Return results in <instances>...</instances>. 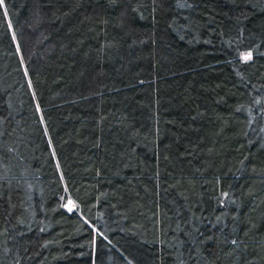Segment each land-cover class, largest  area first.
<instances>
[{
    "label": "trees",
    "instance_id": "trees-1",
    "mask_svg": "<svg viewBox=\"0 0 264 264\" xmlns=\"http://www.w3.org/2000/svg\"><path fill=\"white\" fill-rule=\"evenodd\" d=\"M0 264H264V0H4Z\"/></svg>",
    "mask_w": 264,
    "mask_h": 264
},
{
    "label": "rangeland",
    "instance_id": "rangeland-1",
    "mask_svg": "<svg viewBox=\"0 0 264 264\" xmlns=\"http://www.w3.org/2000/svg\"><path fill=\"white\" fill-rule=\"evenodd\" d=\"M64 207L65 209H67L68 211H75L76 210V205L73 201L67 199L64 201Z\"/></svg>",
    "mask_w": 264,
    "mask_h": 264
},
{
    "label": "snow or ice",
    "instance_id": "snow-or-ice-1",
    "mask_svg": "<svg viewBox=\"0 0 264 264\" xmlns=\"http://www.w3.org/2000/svg\"><path fill=\"white\" fill-rule=\"evenodd\" d=\"M3 3H4V0H0V5H3Z\"/></svg>",
    "mask_w": 264,
    "mask_h": 264
}]
</instances>
